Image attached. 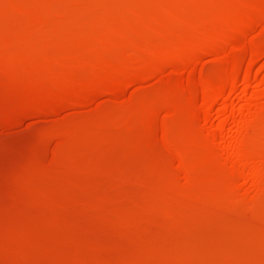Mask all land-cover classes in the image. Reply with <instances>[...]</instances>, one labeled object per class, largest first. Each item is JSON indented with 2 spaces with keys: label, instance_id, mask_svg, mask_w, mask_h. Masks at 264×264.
I'll return each instance as SVG.
<instances>
[{
  "label": "rangeland",
  "instance_id": "1",
  "mask_svg": "<svg viewBox=\"0 0 264 264\" xmlns=\"http://www.w3.org/2000/svg\"><path fill=\"white\" fill-rule=\"evenodd\" d=\"M0 264H264V0H0Z\"/></svg>",
  "mask_w": 264,
  "mask_h": 264
},
{
  "label": "bare ground",
  "instance_id": "2",
  "mask_svg": "<svg viewBox=\"0 0 264 264\" xmlns=\"http://www.w3.org/2000/svg\"><path fill=\"white\" fill-rule=\"evenodd\" d=\"M252 61H253V60H252ZM251 71H252V70H251L250 68L247 69V70L245 71V76H246V79H247V80H249V77H250L251 74H252ZM212 108H213V107H212ZM211 111H212V110H211ZM231 111H232V110H231ZM213 112H214V111H213ZM232 112H233V111H232ZM253 121H254V120H253ZM251 122H252V121L249 120V123H251ZM249 123H248V124H249ZM252 123H253V122H252ZM243 124H244V123H243ZM251 125H252V124H251ZM251 125H250V126H251ZM241 140H242V139H240V141H239L238 143H235V144H234V146L236 145V146H235V149L237 150V152H241L242 149H243V148H242L243 145H241V143H244V142L241 141ZM244 140H245V139H244ZM253 158H254V157H248L247 160H245V159H244V160L247 161V162L249 163L250 161H252V160H254V159H257V158H254V159H253ZM251 159H252V160H251ZM260 172H261V171L259 170V168H254V169L249 170V174H251V175L254 177V180L256 179V177H257L258 175H260ZM258 178H260V177L258 176ZM252 181H253V180H252ZM255 182H256V181H255Z\"/></svg>",
  "mask_w": 264,
  "mask_h": 264
}]
</instances>
